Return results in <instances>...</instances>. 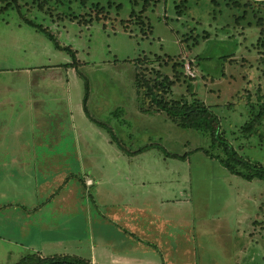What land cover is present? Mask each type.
Here are the masks:
<instances>
[{
	"label": "rangeland",
	"instance_id": "1",
	"mask_svg": "<svg viewBox=\"0 0 264 264\" xmlns=\"http://www.w3.org/2000/svg\"><path fill=\"white\" fill-rule=\"evenodd\" d=\"M20 1L30 8L29 17L48 26L61 45L76 50L78 65L64 66L69 56L55 49L44 33L18 22L17 13H0V54L8 53L11 61L26 67L39 66L20 79L37 84L32 95L42 99L43 141L69 149L64 153L68 170L61 160V165L55 162L56 170L64 167L60 182L51 160L35 175L28 166L0 170V264H14L36 251L86 259L93 254L96 264H264V180L232 174L216 158L196 150L211 148L200 132L161 114L141 113L132 62L138 57L146 73L150 68L177 79L173 97L186 94L187 83L195 85L196 96L218 116L221 131L238 154L264 163V116L258 132L240 131L264 104V47L251 46L259 36L264 40V0H149L140 15L146 21L144 32L136 25L124 29L123 24L145 0L136 5L120 0L118 11L99 12L88 3L83 10L79 0L41 1L43 8L38 0ZM98 1L101 6L107 0ZM230 51L232 55L220 58ZM85 81L88 109L112 125L126 144L137 148L159 142L167 150L187 152L186 157H163L156 147L129 157L119 152L83 110ZM44 96L54 101H43ZM117 108L119 117L109 116ZM30 124L29 118L5 123L12 128ZM53 151L61 153L60 148ZM86 173L99 181L94 178L85 189L80 178L85 181ZM68 182L75 183L78 203L76 210L73 205L60 211L56 196ZM81 202L88 211L81 210ZM116 204L132 208L138 224L143 219L137 210H149L151 226L143 232L154 239L145 242L138 233L130 238L114 225L112 218H121L111 211ZM159 240L161 245H156ZM182 240L179 252L187 248L185 256L165 251L166 241L179 249Z\"/></svg>",
	"mask_w": 264,
	"mask_h": 264
},
{
	"label": "trees",
	"instance_id": "2",
	"mask_svg": "<svg viewBox=\"0 0 264 264\" xmlns=\"http://www.w3.org/2000/svg\"><path fill=\"white\" fill-rule=\"evenodd\" d=\"M39 8H43L41 1L45 3L50 2L51 0H38ZM71 0H54L55 3H64ZM116 1V2H115ZM137 0L128 1L131 5H136ZM233 1L236 4L235 0ZM227 1V4H229ZM215 4L216 1L212 0ZM87 3L89 7L96 11H101L105 9H114L118 11L122 7V1L120 0H107L105 4L99 5L101 2L98 0H79V7L84 10ZM141 9L135 11L131 9L128 17L126 18L128 23L123 24L124 29L129 25H136L143 30L146 21L140 17L142 10L147 8L150 4L149 0L143 1ZM155 4V3H154ZM153 4V5H154ZM217 4V3H216ZM178 5V4H177ZM179 6V5H178ZM29 7L25 5V2L20 0H0V13L7 11H14L18 14V19L20 23H25L31 27L36 32L44 33L49 41H51L53 47L59 51L65 52L70 60L63 63L64 66H73L76 68L78 65V59L76 58V50L73 49L70 45H61L57 37L51 31L48 26H44L42 23L37 22L36 19L29 17ZM99 9V10H97ZM81 12L78 11L75 13V18L78 20L81 19ZM74 17V15H73ZM146 27V26H145ZM148 27V25H147ZM151 29V25H150ZM264 47V40L259 36L258 42L251 44L252 47L260 46ZM260 51V50H259ZM263 52V51H260ZM233 52L225 53L220 55V58L224 59L226 56L232 55ZM134 65L133 72V88L137 95V108L141 113H156L161 114L166 119L174 122L176 125L182 128H191L194 129L206 137L209 142V147L211 148H199L203 152L216 158L225 169L237 176H240L246 180L259 179L264 180V163L250 161L247 158L242 157L238 154L237 150L232 146L229 139L224 135L223 131L220 129V119L211 110L210 106L206 105L203 99L199 98L195 94V85L186 84L183 88L187 93L180 95L178 97H173L172 88L177 85L174 78H170L166 75H161L157 70H152L148 68L149 72L153 73V76H150L146 73V68L142 69L140 60L137 57L132 60ZM175 64V63H174ZM174 64L172 67L174 68ZM222 71V67H221ZM205 74L208 72L204 71ZM177 74V73H176ZM210 74V73H208ZM211 75V74H210ZM88 101V83L85 81V93L82 98V107L87 117H90L94 123L99 127L103 128L108 134L109 141L112 143L116 149L126 156H133L143 151L148 150L151 147L158 148L159 152L163 157H172L175 159H184L187 152L178 153L174 151L167 150L159 142L143 144L137 148H132L130 145L126 144L114 131L112 125L107 122L101 121L95 116L92 115L91 111L88 109L86 102ZM254 117L247 119L241 126L240 131L243 135H249L250 133L256 131L258 128L263 125L261 121L264 116V104L254 110ZM120 109L117 108L109 112V116L119 117ZM213 148H219L220 151H212ZM195 150V149H193ZM83 180V181H82ZM80 181L84 182L82 177ZM14 264H92L88 259L81 258L77 255H68V254H54L43 256L38 252H29L23 255L17 262Z\"/></svg>",
	"mask_w": 264,
	"mask_h": 264
},
{
	"label": "crops",
	"instance_id": "3",
	"mask_svg": "<svg viewBox=\"0 0 264 264\" xmlns=\"http://www.w3.org/2000/svg\"><path fill=\"white\" fill-rule=\"evenodd\" d=\"M0 21H4V20L2 19ZM21 24L19 23L18 26L20 27ZM10 58L11 57H9L8 53H5L4 55L2 53L0 54V170H4L5 167L7 166H12V167H20L22 171L24 168L23 166H28L31 167V170L35 175L36 173L39 174L42 173L43 167L47 166V164L51 160L52 167L54 166L53 174L57 175L56 176L57 180L60 182V180L63 179L64 177L61 176V174L64 171V167H62L61 169L58 168L56 170L55 162L59 163V160H61V162L66 167L65 169L68 170L69 157L65 158L64 153L68 152L69 149L67 148L65 150L64 145L50 144L43 141L42 131H41L43 107L42 104H40L42 103V99L41 97L38 98V96L32 95V91L34 88L37 87V84L36 82L34 83L32 81L20 79V76L24 75L26 70L32 73L35 72L36 71L35 69H37L39 66L36 64H29L30 67H26L23 64L20 65L17 61H11ZM13 76H15L16 78L15 79L12 78ZM21 91H22V95L20 94L18 95L17 93H14ZM25 91L29 92L28 96L23 95ZM50 98H52V96H44L43 101L46 102L54 101L53 100L54 98L52 99ZM25 102L28 104H26ZM9 105H11V107ZM20 107H23L25 110L20 111ZM13 118L14 119L29 118L31 124L28 126H24L23 127L24 129L22 127L19 128L20 125L17 127L14 126L15 128L10 127L9 125H5L7 119H13ZM37 132H38V137H37ZM59 148L61 149V153L53 151ZM44 149H46L45 154L43 153ZM71 150H73V148ZM55 158H57L58 160H54ZM58 165L61 164L59 163ZM72 173H74V171ZM92 175L93 176H89L86 173L85 181L82 182V185L84 186L85 189L94 184L93 183L94 178L96 179V183L99 181L97 175L93 173ZM87 180H89L90 182L87 183ZM141 183H145V181H142ZM74 185L75 183L72 182L69 184L68 182V184L65 186L64 189H62V191L61 189L58 191V194L56 192L53 193L51 192V195L57 194L56 205L58 206V210L65 211L66 209L68 210L70 207H73V205H75V210H76V205L78 202L75 200L74 190L76 189V187L74 188ZM42 190L43 188H40L39 192H41ZM96 194L99 195V190L98 192L96 191ZM79 197L80 196H78V199ZM83 202L80 203V207L81 205H84ZM10 204L16 205L12 202H8L6 205H10ZM101 204L105 205V202ZM114 207L116 208H111V211L113 210L112 213L121 216V218L120 217L115 218L119 222H117L114 218H112L113 221L115 222L114 225L118 226L120 230L124 231L128 237L135 238L137 236L136 233H138L139 235L138 238H141L145 242H148L147 240L153 238L150 233L143 232L144 229L147 230L151 226L149 224L150 221L147 220V217L149 216L147 212H149V210L137 208L139 209L137 211L140 212L141 218L143 219V222L138 224L135 222V219L132 218L133 216V211L131 210L132 208L124 209L121 208V206H119L118 204H116ZM81 210L88 211V209L86 208L84 209L83 206L81 207ZM127 214H130L131 219L127 216ZM127 219H130L129 226L126 223ZM142 226H144V228ZM66 237H71V236L68 233L66 234ZM156 241L157 239H155V242ZM184 241L185 240H182L181 243L178 244L179 249L176 246L174 247V249L170 248L171 246L166 241L165 245L167 246V248H165V251L167 253H171L177 256H182V255L185 256L188 252L187 248L184 249L182 253L179 252L181 248V244ZM156 245H161V241L159 240L156 243ZM38 253L40 255H43L39 251ZM72 255H76V254H72ZM88 260L92 264H96V260L93 258V254L91 256V259Z\"/></svg>",
	"mask_w": 264,
	"mask_h": 264
}]
</instances>
